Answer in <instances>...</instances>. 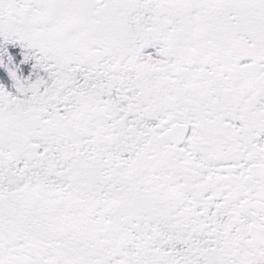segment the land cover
<instances>
[{
  "label": "snow or ice",
  "instance_id": "6c2138e0",
  "mask_svg": "<svg viewBox=\"0 0 264 264\" xmlns=\"http://www.w3.org/2000/svg\"><path fill=\"white\" fill-rule=\"evenodd\" d=\"M0 264H264V0H0Z\"/></svg>",
  "mask_w": 264,
  "mask_h": 264
}]
</instances>
